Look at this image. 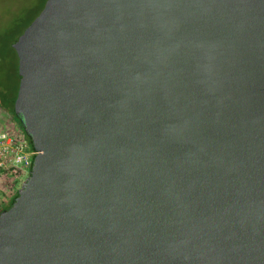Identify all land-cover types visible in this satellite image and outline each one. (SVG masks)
I'll use <instances>...</instances> for the list:
<instances>
[{
    "label": "water",
    "instance_id": "1",
    "mask_svg": "<svg viewBox=\"0 0 264 264\" xmlns=\"http://www.w3.org/2000/svg\"><path fill=\"white\" fill-rule=\"evenodd\" d=\"M13 46L0 264H264V0H47Z\"/></svg>",
    "mask_w": 264,
    "mask_h": 264
},
{
    "label": "rangeland",
    "instance_id": "2",
    "mask_svg": "<svg viewBox=\"0 0 264 264\" xmlns=\"http://www.w3.org/2000/svg\"><path fill=\"white\" fill-rule=\"evenodd\" d=\"M45 0H0V33L12 46L40 13ZM47 1V0H46ZM46 3V2H45ZM0 129L15 133L18 121L12 114L0 107ZM16 180L14 174L0 178V207L6 205L16 195L23 181Z\"/></svg>",
    "mask_w": 264,
    "mask_h": 264
},
{
    "label": "built area",
    "instance_id": "3",
    "mask_svg": "<svg viewBox=\"0 0 264 264\" xmlns=\"http://www.w3.org/2000/svg\"><path fill=\"white\" fill-rule=\"evenodd\" d=\"M36 153L23 132L0 129V178L9 174H14L16 180L28 177Z\"/></svg>",
    "mask_w": 264,
    "mask_h": 264
},
{
    "label": "trees",
    "instance_id": "4",
    "mask_svg": "<svg viewBox=\"0 0 264 264\" xmlns=\"http://www.w3.org/2000/svg\"><path fill=\"white\" fill-rule=\"evenodd\" d=\"M46 0L40 10L43 9ZM41 12V11H40ZM28 26V25H27ZM18 55L11 43L5 40V35L0 33V107L8 110L22 127L25 137L33 147L31 137L24 130L18 116L15 115V101L17 98L20 79L18 74ZM16 195L10 200L11 206Z\"/></svg>",
    "mask_w": 264,
    "mask_h": 264
},
{
    "label": "flooded vegetation",
    "instance_id": "5",
    "mask_svg": "<svg viewBox=\"0 0 264 264\" xmlns=\"http://www.w3.org/2000/svg\"><path fill=\"white\" fill-rule=\"evenodd\" d=\"M22 130H23V129H22ZM8 204H9V202H8L6 205H4V206L2 207V209L0 210V212H1L2 210H5V209L9 208L10 206H8Z\"/></svg>",
    "mask_w": 264,
    "mask_h": 264
},
{
    "label": "crops",
    "instance_id": "6",
    "mask_svg": "<svg viewBox=\"0 0 264 264\" xmlns=\"http://www.w3.org/2000/svg\"><path fill=\"white\" fill-rule=\"evenodd\" d=\"M17 132H23L22 127L19 125V123H18V129H17ZM23 133H24V132H23Z\"/></svg>",
    "mask_w": 264,
    "mask_h": 264
}]
</instances>
